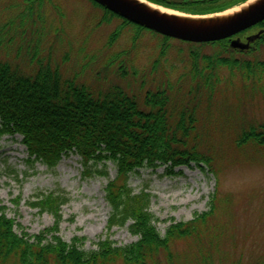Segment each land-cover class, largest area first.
<instances>
[{"label": "rangeland", "instance_id": "obj_1", "mask_svg": "<svg viewBox=\"0 0 264 264\" xmlns=\"http://www.w3.org/2000/svg\"><path fill=\"white\" fill-rule=\"evenodd\" d=\"M166 1L169 6L165 7L189 14L197 12L195 5L200 4ZM243 1L230 0L221 10ZM24 9L23 0H0V28L13 22L3 33L14 34L20 17L26 28L24 36L15 34L10 46L0 45V60L30 67L41 59L58 66L64 77L95 89L117 83L143 95L163 84L172 88L180 102L197 107L198 141L213 156V171L196 163L178 166L173 172L159 165L141 168L129 179L135 192L145 189L151 194L150 212L157 218L155 226L162 236L176 223L208 216L198 223L196 233L174 240L169 252H160L149 264H202L204 256L209 264H264V148L253 142L237 143L244 129L264 123V79L254 88L237 70L231 71L227 65L214 69L204 58L219 53L226 58L264 60V45L241 54L225 50L226 43L192 45L172 39L161 54L163 40L157 33L146 28L136 36L135 25L123 26L122 17L107 16L92 0H46L33 13ZM29 46H36L34 61L29 54L34 49ZM191 51L198 53L202 76L195 77ZM156 59L160 63L154 70ZM0 172V204L20 225L16 227L19 233L22 228L35 235L54 225V216L41 213L31 202L36 201L37 193L58 190L69 197L61 208L59 235L64 241L83 237L82 248L89 251L108 233L111 207L106 189L118 175L113 162L108 163V174L92 173L77 153H69L50 166L30 156L22 135L0 132ZM128 226H114L109 231L117 246L138 240ZM107 264L127 263L117 258Z\"/></svg>", "mask_w": 264, "mask_h": 264}, {"label": "trees", "instance_id": "obj_2", "mask_svg": "<svg viewBox=\"0 0 264 264\" xmlns=\"http://www.w3.org/2000/svg\"><path fill=\"white\" fill-rule=\"evenodd\" d=\"M23 1L24 12L33 13L36 7H43L46 0ZM92 1L102 7L107 16L121 17ZM149 1L169 6L166 0ZM205 12L198 10L195 13ZM123 20V26H136V36L146 29L125 18ZM11 26L13 22L0 28L1 46H10L15 34L26 33L24 17H20L15 25L14 34L3 33ZM118 33L119 30L113 33L111 42ZM157 35L163 40L161 54H164L173 38ZM214 43H226V40L208 44ZM223 47L230 51L227 44ZM31 48L34 50H29L30 59L34 61L37 59L36 46L28 47ZM191 53L195 77L202 76V70L198 68V53ZM204 58L209 59L208 66L214 69L227 65L231 71L237 70L254 88L264 79V60L236 56L226 58L219 53L212 58ZM159 63V59L154 61V70ZM120 69H123L122 64ZM126 72L123 71L124 74ZM211 77L212 74L209 75ZM178 99L172 94V88L163 84L149 88L143 95L129 92L117 83L106 89H95L76 78L64 77L58 66L41 59L30 67L0 60V132L22 135L30 156L50 166L57 165L69 153H77L84 167L92 173L108 174V163L113 162L118 175L109 181L106 189L111 207L108 233L114 226L129 223L131 233L138 236L132 244L117 246L107 233L95 241L97 248L89 251L82 248L83 237H75L67 243L59 235L61 208L69 199L67 193L63 190L41 192L36 194L37 199L31 204L41 213H51L55 223L50 229L35 235L22 228L19 233L16 230L19 224L8 216L6 206L0 204V264H107L117 258L127 264H149L160 252H169L174 240L196 233L198 223H203L207 214H201L192 221L176 223L162 236L155 226L157 218L150 212L151 194L145 189L135 192L129 184L131 176L144 167L166 165L173 172L178 166L196 163L202 169L208 166L213 171V156L198 141L197 107ZM249 142L264 148V123L242 131L237 143ZM209 203L213 205V198ZM15 207H18L17 202ZM207 258H202V264H209Z\"/></svg>", "mask_w": 264, "mask_h": 264}, {"label": "water", "instance_id": "obj_3", "mask_svg": "<svg viewBox=\"0 0 264 264\" xmlns=\"http://www.w3.org/2000/svg\"><path fill=\"white\" fill-rule=\"evenodd\" d=\"M95 1L128 21L161 35L193 43L215 42L231 38L233 35L264 20V0H255L245 5L239 11L227 16H218L216 15L217 13L201 15L197 13L189 14L174 9L173 11L175 13L164 12L150 6L148 3L167 9L170 8L149 0ZM248 1L245 0L237 6H241ZM226 10L228 9L221 12ZM230 46L232 48L244 49L249 44H245L242 40L236 38L231 39Z\"/></svg>", "mask_w": 264, "mask_h": 264}, {"label": "flooded vegetation", "instance_id": "obj_4", "mask_svg": "<svg viewBox=\"0 0 264 264\" xmlns=\"http://www.w3.org/2000/svg\"><path fill=\"white\" fill-rule=\"evenodd\" d=\"M184 2H200L202 5L198 4L195 5L197 10L206 11L205 13H211L214 11H223L219 8H222L226 2L230 0H181ZM202 1V2H201ZM210 11V12H209ZM240 39L245 44H249L247 48L240 49V48H232L230 46L231 39ZM226 40V44L228 48L232 52H238L241 54H250L254 51L260 49V45H264V20L260 21L259 23L233 35L231 38L224 39Z\"/></svg>", "mask_w": 264, "mask_h": 264}, {"label": "bare ground", "instance_id": "obj_5", "mask_svg": "<svg viewBox=\"0 0 264 264\" xmlns=\"http://www.w3.org/2000/svg\"><path fill=\"white\" fill-rule=\"evenodd\" d=\"M255 0H249L247 3L241 5V6H235L233 8H230L224 12H221V13H217L216 15L218 16H227V15H230L234 12H237L239 11L241 8H243L245 5H248L252 2H254ZM148 3V2H147ZM150 6L154 7V8H157L161 11H164V12H170V13H175V11L171 10V9H167V8H164V7H159L158 5H155V4H152V3H148Z\"/></svg>", "mask_w": 264, "mask_h": 264}]
</instances>
